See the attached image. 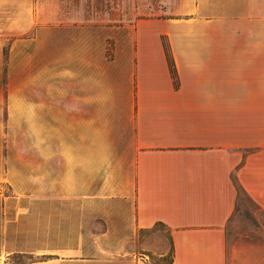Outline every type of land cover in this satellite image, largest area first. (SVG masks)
Instances as JSON below:
<instances>
[{
  "label": "rangeland",
  "instance_id": "1",
  "mask_svg": "<svg viewBox=\"0 0 264 264\" xmlns=\"http://www.w3.org/2000/svg\"><path fill=\"white\" fill-rule=\"evenodd\" d=\"M239 1L264 12V0ZM197 3L225 24L237 0H0V264L79 241L168 257L167 227L133 222L136 25ZM44 221L54 233L35 235ZM225 230L226 264H264V216L249 196Z\"/></svg>",
  "mask_w": 264,
  "mask_h": 264
},
{
  "label": "crops",
  "instance_id": "2",
  "mask_svg": "<svg viewBox=\"0 0 264 264\" xmlns=\"http://www.w3.org/2000/svg\"><path fill=\"white\" fill-rule=\"evenodd\" d=\"M194 7L188 17L136 25L127 140L133 222L137 229L156 222L167 227L162 253L172 245L170 264H226L225 226L239 199L236 183L264 211V12L237 0L224 24L206 16L201 4ZM52 227L44 221L33 231L50 236ZM33 254L15 264H152L137 247L89 253L81 241Z\"/></svg>",
  "mask_w": 264,
  "mask_h": 264
},
{
  "label": "trees",
  "instance_id": "3",
  "mask_svg": "<svg viewBox=\"0 0 264 264\" xmlns=\"http://www.w3.org/2000/svg\"><path fill=\"white\" fill-rule=\"evenodd\" d=\"M162 44H163L165 56H166V59H167L168 67H169V70H170V74H171L172 79H173V83H174V85H177L178 84V77H177V73H176L175 63H174V60H173V56H172V52H171L169 43H168L167 39H165L164 36H162ZM236 188H237L238 196L240 194L247 195L245 190L240 185H238L237 183H236ZM256 207L259 210L262 211L263 216H264V211L257 204H256ZM156 224H162V223L161 222H156ZM172 260H173V247L171 245V249H170V253H169L168 257L166 259H163L162 262H154L152 264H170L172 262Z\"/></svg>",
  "mask_w": 264,
  "mask_h": 264
}]
</instances>
